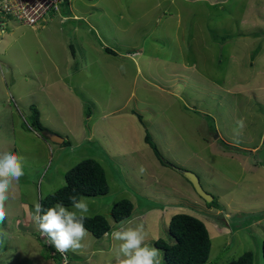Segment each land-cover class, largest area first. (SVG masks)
<instances>
[{
	"label": "rangeland",
	"instance_id": "1",
	"mask_svg": "<svg viewBox=\"0 0 264 264\" xmlns=\"http://www.w3.org/2000/svg\"><path fill=\"white\" fill-rule=\"evenodd\" d=\"M77 8L95 30L80 21L85 29L74 34V22H62ZM2 18L0 151L21 156L25 174L0 224L8 234L0 238V264H54L34 223L24 226L23 204L32 215L87 159L100 164L109 186L104 196H86L88 217L103 216L109 232L120 224L110 217L112 206L127 199L135 206L127 220L145 224L152 247L158 239L174 241L172 215L194 213L208 225L207 264H228L245 252L263 264L264 0H72L34 28ZM98 37L118 55L99 60L91 50L101 44ZM64 48L65 65L56 55ZM106 56L119 73L107 67ZM85 58L93 65L81 70ZM65 66L72 77L56 78ZM34 113L41 134L64 140L50 143L47 157L32 134L41 136ZM174 166L197 175L213 201L197 196ZM87 241L91 264H115L118 242L110 236Z\"/></svg>",
	"mask_w": 264,
	"mask_h": 264
},
{
	"label": "trees",
	"instance_id": "2",
	"mask_svg": "<svg viewBox=\"0 0 264 264\" xmlns=\"http://www.w3.org/2000/svg\"><path fill=\"white\" fill-rule=\"evenodd\" d=\"M65 2L67 3L68 1ZM107 51L112 53L111 50ZM32 120L39 128V133L41 134L44 129L39 123L38 113H34ZM41 137L47 140L43 137V134H41ZM145 142L152 148L160 162L167 165L165 159L158 153L155 145L151 142L148 134L145 135ZM65 180L66 183L62 188L40 200L44 209L51 207L57 202H62L67 207L71 206V197H76L77 199L86 196L97 197L104 196L109 192V186L103 168L98 162L92 159L83 160L69 170L65 175ZM132 207L133 204L129 200H120L112 206L110 213L111 219L114 222L127 220L130 218L133 211ZM85 228L97 239L110 231L108 220L101 215L88 217L85 221ZM168 230L174 239L171 244H166L161 239L154 242L155 247L162 250L165 264H207L211 240L205 224L200 219L188 214L172 215ZM45 249L48 250L49 253H51V250H54L53 247ZM261 251L264 264V240L261 244ZM50 258L54 261V264H60L61 257L58 252H56V255H51ZM76 258L81 259L72 260L67 253L69 264H73V262L74 264H91L90 262L92 259H86L87 257L82 256H76ZM228 264H253V254L251 252H245Z\"/></svg>",
	"mask_w": 264,
	"mask_h": 264
},
{
	"label": "clouds",
	"instance_id": "3",
	"mask_svg": "<svg viewBox=\"0 0 264 264\" xmlns=\"http://www.w3.org/2000/svg\"><path fill=\"white\" fill-rule=\"evenodd\" d=\"M3 21L5 22L4 19ZM237 125L243 128V120L237 121ZM139 171L143 173L144 168L141 167ZM24 174L21 156L7 149L0 151V224L7 217V202L16 199L18 184ZM70 204L71 209L62 202L44 209L41 203H36L31 215V220L38 229L37 238L39 231L45 242L65 257V264L66 254L69 251L82 252L87 247L86 237L90 236L85 228L90 211L87 198L71 197ZM103 236H110L113 241L118 242L113 249L115 264H161L159 250L147 243L148 232L143 222L133 225L131 220L121 221L116 228ZM7 237L6 232L0 231V238Z\"/></svg>",
	"mask_w": 264,
	"mask_h": 264
},
{
	"label": "crops",
	"instance_id": "4",
	"mask_svg": "<svg viewBox=\"0 0 264 264\" xmlns=\"http://www.w3.org/2000/svg\"><path fill=\"white\" fill-rule=\"evenodd\" d=\"M72 1V0H71ZM92 5H95V7L94 8H98V6L95 4V3H92ZM65 8V7H64ZM77 11H78V8H77V10H76V13H75V10L72 12V10H68V14L66 15V20H62V22H64L65 24L67 23V22H71V21H73L74 23H73V29H72V31H73V33L75 34V33H77V31L79 32V31H83L85 28H81V27H78L77 26V23H79L80 21H83L84 23H85V25L87 26V27H89V29L90 30H92L91 28H93V26H91L93 23H91L90 22V20L89 19H87L86 17H83L82 15H80L79 13H77ZM86 12H84V13H82V14H85ZM91 14V13H90ZM63 28H58V32L60 31V30H62ZM89 29L87 28L86 29V31H87V33H89ZM94 29V28H93ZM95 30V29H94ZM93 31V30H92ZM98 39L100 40V45H98V47H92L91 48V50H92V52H94L96 55H97V57H98V59L99 60H104L103 58V56H105V55H109V54H111V55H118V54H116V52L114 51V50H111L112 51V53H109L107 50H109L108 48H106L105 46H104V44H103V42L101 41V39L98 37ZM53 40V38H51V41ZM61 46V45H60ZM57 53V52H56ZM89 53V51L88 50H85V53H84V55L85 56H87V54ZM105 54V55H104ZM56 55H59L60 57H61V62H62V64L63 65H65L66 64V62H65V59L63 58L64 57V55H65V48L64 49H60V54H56ZM129 55V54H128ZM126 56V55H125ZM86 59V61H88L89 59H87V58H85ZM129 60H130V58H128ZM76 60H77V62H79V59L78 58H76ZM136 59H133V61H134V64H136V65H138V62H136L135 61ZM85 61V62H86ZM111 61H112V59L110 58V57H107L106 56V60H105V64L107 65V67L109 68V69H116L117 70V72L119 73V69H118V67L116 66V65H114V64H112L111 63ZM85 62H82V63H84V64H82V66H81V70H82V67H83V65H85V66H92L93 64H92V61H90L89 60V62L88 63H85ZM182 63L180 64L182 67H189V68H191V66H194V63L193 64H190V65H188V64H185V61H181ZM183 65H185V66H183ZM68 68L65 66L62 70H60L59 72H57L56 73V78H62V79H65V77L66 78H68V77H70L71 76V72H69L68 70H67ZM137 72H139V70H137ZM72 77V76H71ZM134 80H135V78H133ZM44 85L46 84V85H50V83H43ZM67 83H62V85H63V87L65 88V85H66ZM44 85L42 86V87H44ZM168 92V91H167ZM58 99H59V97H56V101H58ZM122 112V111H121ZM134 111H132L131 113H133ZM14 131H15V129H14ZM53 132H55V131H53ZM33 134V136H34V138L36 137L38 140H39V142H40V144H41V147H42V149H43V151H44V154H45V157H47V155H46V152L45 151H51L52 150V145H50V143L51 142H49L48 140H45V139H43L41 136H39V134L38 133H36V134H34V133H32ZM91 137H92V135L90 134L89 136H88V138L89 139H91ZM133 206H134V204H133ZM23 207H24V210H22V213L25 215V217L22 219L23 220V224H24V226H27V224L29 223V221H30V224L32 223V220H31V214H30V209H31V207H29V205H27V203H24L23 204ZM67 207V206H66ZM135 207V206H134ZM133 208V207H132ZM134 209V208H133ZM217 212H221V211H217ZM192 215H194V216H196L198 219H200L204 224H205V226H206V228H207V230H208V225H207V223H206V220L203 218V217H201V216H199V214H194V213H192ZM116 223V222H115ZM208 233H209V231H208ZM36 235H37V232L35 233V237H36ZM209 235H210V233H209ZM90 236H92V235H90ZM93 237V236H92ZM87 238L89 239V237H86V240H87ZM94 238V237H93ZM95 240H97V238H94ZM86 240H85V242H86ZM90 241V240H89ZM89 241H87V247H90V242ZM86 247V248H87ZM86 248L82 251V252H78V254L76 255V253L75 254H72L73 256H82V257H85L84 256V251L86 250ZM103 251H106V250H96V252H103ZM107 251H109V249L107 250ZM95 251H93L91 254H93ZM70 256V255H69ZM49 264H52V262H48ZM73 264H74V262H73Z\"/></svg>",
	"mask_w": 264,
	"mask_h": 264
},
{
	"label": "built area",
	"instance_id": "5",
	"mask_svg": "<svg viewBox=\"0 0 264 264\" xmlns=\"http://www.w3.org/2000/svg\"><path fill=\"white\" fill-rule=\"evenodd\" d=\"M65 1H68L67 3ZM71 0H0V18L6 17L21 26L34 28L44 22L46 16L50 13H59L61 8L69 4ZM3 19V18H2ZM65 20V18L63 19ZM0 24H4L0 23ZM38 239L42 242L44 248H50L51 245L45 242V238L38 231ZM56 250H51V255H56ZM59 253V252H58ZM60 264H65V257L59 253ZM67 259V254H66ZM67 264L68 259H67Z\"/></svg>",
	"mask_w": 264,
	"mask_h": 264
},
{
	"label": "water",
	"instance_id": "6",
	"mask_svg": "<svg viewBox=\"0 0 264 264\" xmlns=\"http://www.w3.org/2000/svg\"><path fill=\"white\" fill-rule=\"evenodd\" d=\"M43 137L46 138L49 142H51L53 144H58V145L63 144V141H64L61 137H59L57 134L52 133V132L43 133ZM172 168L175 169V171L177 173L182 175L191 184V186H192L193 190L195 191V193L197 194V196H199L206 203L213 201V197L211 195H209L208 193H206L202 189L200 182H199V178L197 177V175H195L191 171L179 169L175 166Z\"/></svg>",
	"mask_w": 264,
	"mask_h": 264
}]
</instances>
